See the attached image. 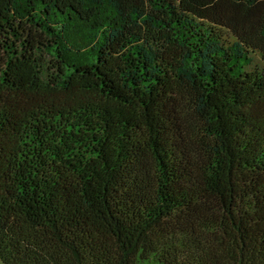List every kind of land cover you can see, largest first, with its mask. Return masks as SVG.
Listing matches in <instances>:
<instances>
[{
    "label": "trees",
    "instance_id": "obj_1",
    "mask_svg": "<svg viewBox=\"0 0 264 264\" xmlns=\"http://www.w3.org/2000/svg\"><path fill=\"white\" fill-rule=\"evenodd\" d=\"M3 264H264V0H0Z\"/></svg>",
    "mask_w": 264,
    "mask_h": 264
},
{
    "label": "rangeland",
    "instance_id": "obj_2",
    "mask_svg": "<svg viewBox=\"0 0 264 264\" xmlns=\"http://www.w3.org/2000/svg\"><path fill=\"white\" fill-rule=\"evenodd\" d=\"M0 264H3V263L0 261Z\"/></svg>",
    "mask_w": 264,
    "mask_h": 264
}]
</instances>
